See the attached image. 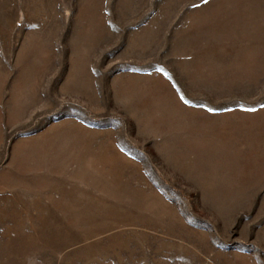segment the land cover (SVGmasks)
I'll list each match as a JSON object with an SVG mask.
<instances>
[{
	"label": "rangeland",
	"instance_id": "374dc122",
	"mask_svg": "<svg viewBox=\"0 0 264 264\" xmlns=\"http://www.w3.org/2000/svg\"><path fill=\"white\" fill-rule=\"evenodd\" d=\"M0 264H264V0H0Z\"/></svg>",
	"mask_w": 264,
	"mask_h": 264
},
{
	"label": "snow or ice",
	"instance_id": "6c2138e0",
	"mask_svg": "<svg viewBox=\"0 0 264 264\" xmlns=\"http://www.w3.org/2000/svg\"><path fill=\"white\" fill-rule=\"evenodd\" d=\"M204 2L206 3V2H207V0H204Z\"/></svg>",
	"mask_w": 264,
	"mask_h": 264
}]
</instances>
